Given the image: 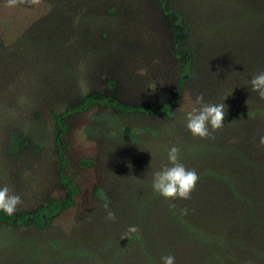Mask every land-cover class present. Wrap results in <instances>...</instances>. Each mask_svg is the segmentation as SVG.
Masks as SVG:
<instances>
[{
  "label": "rangeland",
  "instance_id": "1",
  "mask_svg": "<svg viewBox=\"0 0 264 264\" xmlns=\"http://www.w3.org/2000/svg\"><path fill=\"white\" fill-rule=\"evenodd\" d=\"M178 4L167 0L165 7L185 5ZM73 6L80 24L86 22L83 15L104 19L72 40L77 50L70 73L31 102L24 97L23 102H2L7 114L0 117V187L6 185L21 197L16 212L64 196L56 144L64 162L60 173L74 190L72 203L45 229L0 224V264H107L113 254L117 264H141L139 239L121 237L133 226L130 218L135 219L139 203L160 197L151 191L152 174L161 168L155 150L162 142L161 122L94 103L62 115L64 129L55 141L59 129L51 114L81 105L88 97L147 108L168 102L176 90L179 63L172 42L182 41L184 30L174 25L172 14L161 11L158 0H84ZM48 8L45 2L9 7L0 0V18H16V25L23 26ZM199 64L201 71L194 69L193 79L181 89L180 111L192 107L201 93L204 102H226L227 83L250 88L249 74L226 80L225 69L219 83L206 88ZM105 204L115 212L114 222L106 219ZM187 255V264H198L196 250L189 247ZM246 257L237 264H264V223Z\"/></svg>",
  "mask_w": 264,
  "mask_h": 264
},
{
  "label": "trees",
  "instance_id": "2",
  "mask_svg": "<svg viewBox=\"0 0 264 264\" xmlns=\"http://www.w3.org/2000/svg\"><path fill=\"white\" fill-rule=\"evenodd\" d=\"M158 1L161 11L172 14L174 25L184 30V39L172 42V53L179 63L176 90L169 101L147 108L111 98L88 97L81 105L51 114L59 129L55 141L64 129L60 124L62 115L94 103L121 114L139 113L161 122L162 142L155 148L161 167L168 164V150L175 145L180 150V162L195 169L199 180L188 200L165 199L152 190L159 199L139 203L135 219L130 218L138 231L128 234L127 239H139L141 264H162L161 257L165 255H174L175 264H187L189 247L196 250L198 264H204L202 259L211 264H237L241 257L247 259L254 234L264 223V145L260 143L264 135V100L237 82L227 83L231 89L223 102V127L213 131L209 125L214 139L193 136L186 129V113L199 105L195 103L187 111L177 106L181 89L193 79L194 69L196 74L201 71L199 62L206 88L219 83L223 69L225 79L235 81L242 73L251 78L264 71V0H178L185 4L178 8H166L167 0ZM39 2L47 3L48 10L23 26L16 25V18H0V117L7 114L2 102H23V97L31 102L49 84L64 80L70 73L73 51L77 50L72 40L104 19L101 15H83L86 22L80 24L73 5L79 6L84 0ZM56 145L58 179L65 187L64 196L11 216L0 211V224L45 229L71 205L74 190L60 173L64 162ZM185 208L187 214L181 211ZM112 257L107 264H117Z\"/></svg>",
  "mask_w": 264,
  "mask_h": 264
},
{
  "label": "clouds",
  "instance_id": "3",
  "mask_svg": "<svg viewBox=\"0 0 264 264\" xmlns=\"http://www.w3.org/2000/svg\"><path fill=\"white\" fill-rule=\"evenodd\" d=\"M18 3L37 4L39 0H7L9 7L15 6ZM249 90L257 93L260 99L264 100V71L255 73L247 81ZM195 103L199 105L198 108H193L186 113V129L189 130L193 136L202 139H214L209 131V125L213 131L223 127L225 117V104L204 102L203 94H198L195 98ZM260 143L264 145V135L260 136ZM179 148L175 145L168 150L167 160L168 164L163 165L159 170L152 174V188L158 192L165 199H191V193L194 191L199 175L195 169L186 168V166L179 160ZM21 197L12 192L8 186L0 187V211L7 215H13L18 206L22 205ZM106 219L115 221V212L108 210ZM183 214H187V209L181 210ZM138 231L136 226H129L125 236ZM162 264H175L174 255H165L161 257Z\"/></svg>",
  "mask_w": 264,
  "mask_h": 264
}]
</instances>
